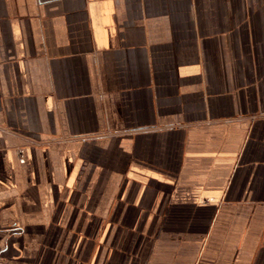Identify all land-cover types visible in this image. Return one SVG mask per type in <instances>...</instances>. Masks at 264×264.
<instances>
[{
  "label": "crops",
  "instance_id": "obj_1",
  "mask_svg": "<svg viewBox=\"0 0 264 264\" xmlns=\"http://www.w3.org/2000/svg\"><path fill=\"white\" fill-rule=\"evenodd\" d=\"M0 264H264V0H0Z\"/></svg>",
  "mask_w": 264,
  "mask_h": 264
}]
</instances>
